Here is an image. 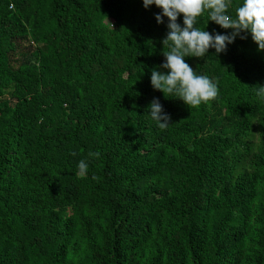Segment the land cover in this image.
Returning a JSON list of instances; mask_svg holds the SVG:
<instances>
[{"label": "trees", "instance_id": "trees-1", "mask_svg": "<svg viewBox=\"0 0 264 264\" xmlns=\"http://www.w3.org/2000/svg\"><path fill=\"white\" fill-rule=\"evenodd\" d=\"M159 11L0 0V264H264V52L249 35L184 57L218 88L187 107L149 82Z\"/></svg>", "mask_w": 264, "mask_h": 264}, {"label": "clouds", "instance_id": "clouds-1", "mask_svg": "<svg viewBox=\"0 0 264 264\" xmlns=\"http://www.w3.org/2000/svg\"><path fill=\"white\" fill-rule=\"evenodd\" d=\"M230 0H141L142 7L159 8L154 13L157 24L166 20L167 32L162 44L168 48L163 52L164 60L150 72L149 82L154 90L168 94V98H178L185 106L198 107L214 100L218 95V88L214 79L207 75L196 74L184 57L201 58L208 49L214 50L215 56L226 51L227 45L236 38L244 39L250 35L258 52H264V0H241L236 8L235 17L227 11ZM207 15V20L219 25L223 29H230L227 33L210 34L195 27L197 18ZM180 17V23L177 17ZM254 94L260 104H264V84L255 87ZM148 106V113L152 121L161 129L170 122V116L163 110L157 98H153ZM96 153H89L95 156ZM78 175L84 177L88 170V163L81 159L77 165Z\"/></svg>", "mask_w": 264, "mask_h": 264}]
</instances>
